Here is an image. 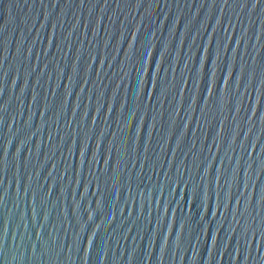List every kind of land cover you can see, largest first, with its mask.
<instances>
[{
    "label": "water",
    "instance_id": "95a60500",
    "mask_svg": "<svg viewBox=\"0 0 264 264\" xmlns=\"http://www.w3.org/2000/svg\"><path fill=\"white\" fill-rule=\"evenodd\" d=\"M0 264H264V0H0Z\"/></svg>",
    "mask_w": 264,
    "mask_h": 264
}]
</instances>
